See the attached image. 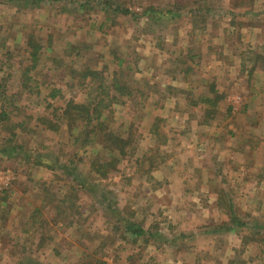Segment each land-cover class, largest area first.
Wrapping results in <instances>:
<instances>
[{
    "label": "rangeland",
    "instance_id": "1",
    "mask_svg": "<svg viewBox=\"0 0 264 264\" xmlns=\"http://www.w3.org/2000/svg\"><path fill=\"white\" fill-rule=\"evenodd\" d=\"M28 1L0 0V89L20 106L7 105L11 121H60L67 101L85 96L70 67L90 68L133 89L111 121L132 139L102 178L66 124L19 131V154H0V264H76L86 246L107 264H264V0ZM27 34L47 51L30 84L40 90L15 96ZM211 86L222 99L203 120L193 102ZM11 136L0 133V148ZM34 208L49 222L36 233ZM121 218L142 220L154 237L122 239Z\"/></svg>",
    "mask_w": 264,
    "mask_h": 264
},
{
    "label": "trees",
    "instance_id": "2",
    "mask_svg": "<svg viewBox=\"0 0 264 264\" xmlns=\"http://www.w3.org/2000/svg\"><path fill=\"white\" fill-rule=\"evenodd\" d=\"M5 1L8 2L9 0ZM25 1L27 2L28 0ZM39 1L40 0H30L28 2L34 5ZM149 10L153 15L157 16L159 14L161 16V11L154 10L152 7H150ZM27 38L28 39L26 41L24 50L29 55V63L25 65L24 68H17L14 72H17L15 75H17L19 79V83L17 82L18 85L16 84L17 87L13 91L15 96L19 95L20 93L28 94V91L38 93L40 90L39 85L37 87V83H34L32 86L30 84L32 83L35 76L33 73H35L36 69H38L37 63L41 55L47 53V51H43V45L33 39V34H29ZM67 45L69 44H66V46ZM69 46L71 49H76V45L74 44H70ZM46 48L48 50L53 48L51 42H49L47 46L45 45V49ZM69 73L71 75H79L78 77L81 78V82L84 84L83 87L85 96L82 102H76L72 99L67 101L64 108L58 113V118L60 121H57L56 118L51 119L48 115L41 114L31 116L25 115L24 113L22 115L24 118L17 121H11V117H9L8 111L6 109L7 105L13 106L17 112L19 111L20 106L17 107L13 105L15 99H11V96L6 95L5 91L0 89V133L9 132L12 134L11 137L7 138L5 143L6 145L0 148V154L3 156L5 155L8 158L19 154L18 152H20L21 145L15 142V137L19 131L22 132L23 130H26L25 132L34 134L35 129L32 130V128L35 127L29 126V122L31 121L33 123L35 121H39L44 132L57 131L60 124H66L69 135L73 140V145L79 148H86L87 146L92 148V155L91 157L89 156L88 163L94 173L98 174L99 177L104 178L109 171L116 170V165L119 163L121 158L126 155V149L132 139L130 127L124 134H118L112 129V106L118 103L120 99L122 102H125L127 98L129 99L133 94V89L127 83H125L120 74H116L115 72L114 76L109 80L104 75H102L100 71L90 68H85V71L82 72L75 69V67H70ZM60 77L63 78L64 76L60 75ZM165 87L169 91L174 90V87H170L167 84ZM58 92L59 89L52 87L50 95L55 97ZM208 92L211 95L208 93H202L198 97L199 101H192L194 104L197 102L201 104L203 120L213 118L215 112L218 109V103L222 99L212 86ZM54 116L56 117L55 114ZM151 131L153 134H157L158 132L155 130V128H152ZM66 172L68 175H70L73 174L74 171L67 170ZM71 209L72 207L66 209V211H68L67 214L76 216L77 212H74ZM39 211L40 209L34 208L32 211L33 213L29 214L27 217V220L32 221L34 224V232L40 228L47 229L49 226L48 220L39 219V215H41L38 213ZM120 221V236L124 240H129L132 238L135 241L138 238L143 237V240L147 243L149 238L154 237L150 230L144 229L142 226V220L137 222L128 218H121ZM35 223H39V226H36ZM232 228L233 227H228L227 230ZM257 228L260 230L261 227L257 226ZM113 231L116 232L118 230L113 228ZM81 232V238H85L84 240L88 243H90L91 239L95 238V234L85 235L83 231ZM40 236L44 241V235ZM105 237L107 238V235ZM114 240L115 236H111L109 239V241ZM83 252L84 255L80 257L76 264H107L101 253L95 250L90 251L88 246L83 249ZM18 264L36 263L30 259L29 261L19 262ZM225 264H243V262L240 258L233 257L227 259Z\"/></svg>",
    "mask_w": 264,
    "mask_h": 264
}]
</instances>
